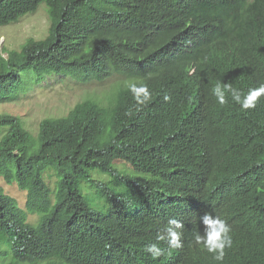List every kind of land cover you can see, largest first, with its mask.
<instances>
[{
  "label": "trees",
  "instance_id": "16d2710c",
  "mask_svg": "<svg viewBox=\"0 0 264 264\" xmlns=\"http://www.w3.org/2000/svg\"><path fill=\"white\" fill-rule=\"evenodd\" d=\"M42 4L48 35L0 55V106L52 77L117 85L106 104L86 98L36 134L0 112V179L26 195L22 208L0 186V264H189L166 240L158 258L145 251L167 215L199 264H264V96L243 110L212 93L264 83V0H0V28ZM130 84L150 99L138 104ZM204 214L229 219L223 261L189 241Z\"/></svg>",
  "mask_w": 264,
  "mask_h": 264
},
{
  "label": "rangeland",
  "instance_id": "374dc122",
  "mask_svg": "<svg viewBox=\"0 0 264 264\" xmlns=\"http://www.w3.org/2000/svg\"><path fill=\"white\" fill-rule=\"evenodd\" d=\"M49 28L48 11L45 4H42L36 14L28 15L12 25L0 28V55L6 58L7 54L4 49L20 50L28 40L38 41L45 38ZM55 81V77H52L43 86L35 88L17 103L1 105L0 112L23 117L27 128L36 134L38 126L44 118L55 115L60 110H66L86 98L96 99L106 104L109 101L110 93L117 85L116 78L105 82L95 80L86 83L58 84ZM93 176L98 179V173H94ZM106 176L107 182L110 181L111 177ZM0 186L17 200L20 207L25 208L26 195L19 191L15 184L7 185L0 179ZM86 192L88 190L83 188V193ZM91 198L94 199L93 196ZM95 200L93 206L99 202V199ZM29 221L34 224L37 217L29 216Z\"/></svg>",
  "mask_w": 264,
  "mask_h": 264
},
{
  "label": "clouds",
  "instance_id": "9594fccd",
  "mask_svg": "<svg viewBox=\"0 0 264 264\" xmlns=\"http://www.w3.org/2000/svg\"><path fill=\"white\" fill-rule=\"evenodd\" d=\"M129 89L132 92L136 102L140 105L145 104L151 97V93L146 85L137 86L136 84H130ZM212 93L220 105L226 104L228 102L227 95H230L232 100L239 104L243 110H248L255 108L260 98L264 96V83L260 84L258 87L250 88L246 95L240 90L234 88L231 84L217 83L212 89ZM163 99L165 102H168L170 97L165 94ZM126 165L128 166L129 164ZM128 167L131 168L130 165ZM103 177L107 176L104 175ZM165 180H167V178L164 179V182ZM168 185L173 184H166L165 182L163 188L167 187ZM188 193L195 200L194 205L186 207L190 211L191 217L194 214L197 205L199 204V199H196V195H199V192L192 191ZM232 198L235 197H233L231 194L226 200L230 201ZM233 204H237L236 200L233 202ZM225 210L227 211V208ZM222 217L223 219H221L219 216L204 214L201 218L202 223L205 226L204 234L200 235L201 229L199 228H197L195 232L187 233L189 241L195 238L196 244L203 245L209 253L213 254V258L217 261H223L225 249L230 248L232 245V238L230 236L231 225L229 224V219L223 216V214ZM164 222L166 223L164 232L157 234V242L149 244L145 248V251L149 253L154 259L158 258L163 254L164 251L159 246V242L166 240L170 248H178V251L188 255L190 258L189 264H199L198 258L193 253V247L190 245V243L188 246L184 247L183 235L185 233L181 232V230L183 231V228L185 227L183 223L171 218V215H167Z\"/></svg>",
  "mask_w": 264,
  "mask_h": 264
}]
</instances>
